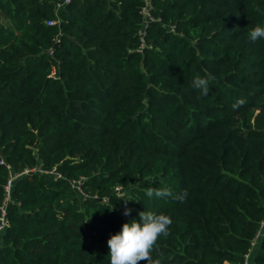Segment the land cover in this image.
Returning <instances> with one entry per match:
<instances>
[{
  "label": "trees",
  "instance_id": "1",
  "mask_svg": "<svg viewBox=\"0 0 264 264\" xmlns=\"http://www.w3.org/2000/svg\"><path fill=\"white\" fill-rule=\"evenodd\" d=\"M58 1L0 0V208L18 174L0 264H111L142 211L172 218L161 264H244L264 219V0Z\"/></svg>",
  "mask_w": 264,
  "mask_h": 264
},
{
  "label": "clouds",
  "instance_id": "2",
  "mask_svg": "<svg viewBox=\"0 0 264 264\" xmlns=\"http://www.w3.org/2000/svg\"><path fill=\"white\" fill-rule=\"evenodd\" d=\"M249 40L256 42L264 39V26L257 25L248 33ZM215 77L208 75L204 78L197 75L192 80V87L198 89L203 95H208L210 91L209 83ZM242 103V101L238 102ZM238 104L233 105L237 107ZM145 195L148 198H164L171 196L172 193L167 189L148 188ZM187 190L173 197L183 203L187 198ZM125 204L129 200L123 199ZM131 209L125 207L124 215H130ZM140 222L132 220L124 223L119 233L112 235L108 241L109 256L111 264H140L146 261L147 264H161L159 259L152 258V251L157 244L158 239L170 235L169 228L173 221L169 215L156 214L151 211H142L139 213Z\"/></svg>",
  "mask_w": 264,
  "mask_h": 264
},
{
  "label": "built area",
  "instance_id": "3",
  "mask_svg": "<svg viewBox=\"0 0 264 264\" xmlns=\"http://www.w3.org/2000/svg\"><path fill=\"white\" fill-rule=\"evenodd\" d=\"M69 1L70 0L58 1L57 7H61L65 3H68ZM146 10H147V6L145 5L142 8L143 13H146ZM146 18H149L148 14L146 15ZM53 22H56V20H48L47 21L48 24H52ZM7 167L10 168L9 165H7ZM26 171H28V170H25L24 172H26ZM48 173H50V174L54 173V176H57V177L61 176V174L59 172H57L55 168L50 170ZM17 175H18L17 173H10L6 183L4 184V204L0 208L1 209V212H0V236L8 224V221L6 219V204L11 198L10 194H11L12 182L17 177ZM116 189H119V187H117ZM262 238H264V219L260 222L259 228H258L254 238L251 241V249L247 253L244 254V264H250V261L252 259L253 250L255 248H257L258 243Z\"/></svg>",
  "mask_w": 264,
  "mask_h": 264
},
{
  "label": "crops",
  "instance_id": "4",
  "mask_svg": "<svg viewBox=\"0 0 264 264\" xmlns=\"http://www.w3.org/2000/svg\"><path fill=\"white\" fill-rule=\"evenodd\" d=\"M256 248L253 250V253H252V259H251V261H250V264H254V254H255V252H256ZM225 264H227V263H225Z\"/></svg>",
  "mask_w": 264,
  "mask_h": 264
},
{
  "label": "water",
  "instance_id": "5",
  "mask_svg": "<svg viewBox=\"0 0 264 264\" xmlns=\"http://www.w3.org/2000/svg\"><path fill=\"white\" fill-rule=\"evenodd\" d=\"M58 45V42H56L55 44H54V47H56Z\"/></svg>",
  "mask_w": 264,
  "mask_h": 264
}]
</instances>
